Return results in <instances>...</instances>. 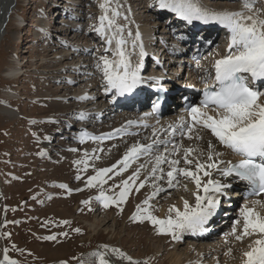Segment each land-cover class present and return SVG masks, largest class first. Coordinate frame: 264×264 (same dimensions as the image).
Returning a JSON list of instances; mask_svg holds the SVG:
<instances>
[{
    "label": "rangeland",
    "instance_id": "obj_1",
    "mask_svg": "<svg viewBox=\"0 0 264 264\" xmlns=\"http://www.w3.org/2000/svg\"><path fill=\"white\" fill-rule=\"evenodd\" d=\"M126 1H129V7L136 10V16L141 15L140 19L146 20L145 23L148 24L152 14L145 7L152 0ZM76 2L78 9L73 15L75 17L65 23L56 15L52 16L56 25L49 31L50 43L36 42L33 26L38 20H41V24L45 20H42L44 14L39 12L40 4L37 0H14L15 6L5 27V36L0 45V111L2 108H9L15 115L7 118L0 112V261H3L7 249V256L16 264H80L81 260L98 264L97 259L90 257V254L105 252L104 246H107L109 251L106 252V258L110 264L111 257L122 259L117 253L111 252V249H119L140 264L145 260L149 261V264H172L171 253L176 251L175 249L178 250L177 253L184 252L185 248L192 244L184 239V233L178 234L182 236H179L178 242V239H173L171 235L160 234L159 225H153L147 219L142 222L132 219L137 213L136 206L132 211L128 210L132 189L123 203L110 202L109 207L105 208L97 197L103 190L106 196L118 200L122 188L121 172L119 176L112 172L101 178L106 182L94 181L95 186L89 187L87 181L90 177L97 176L99 161L95 158L93 161L83 162L80 161L81 157L76 160L73 157L76 154L69 153L70 149L80 152L76 142L80 135L77 134L83 128L92 130L94 125L90 126L88 123L86 127L83 126V122L76 121L80 120V114H75L73 119L65 118L67 120L59 121L62 126L57 129L56 123L53 122L55 114L48 112L62 107L53 104L61 96L58 93L65 81L63 73L69 72L58 73L57 65H44V61L53 60L55 53L46 56L43 52L52 47L54 52L60 54L63 49L59 47L66 43L61 42L60 36L71 43L72 36L65 39L63 35L68 32V24L70 28L79 30L76 32L77 29L69 28L70 32L73 31L74 35L79 36L81 42H93V56H96V51L102 49L95 41L98 39L95 25L100 20L95 1ZM251 2L255 7L256 0ZM206 5L242 9V0ZM259 7L257 5L258 11ZM47 12L50 13V10L47 9L45 13ZM20 18L23 21L21 27H18L17 20ZM23 24H26L24 28ZM83 48L78 49L84 50ZM17 63L19 69L21 68L20 74L17 78L8 79L6 72L15 68ZM51 76L52 78H49ZM78 79L80 80L77 76L73 84L77 83ZM77 84L73 89H78ZM97 103L102 104L99 100ZM118 116L121 117V114H116L113 118ZM101 125L112 128L115 123L111 118L109 123ZM96 133L100 134L97 131ZM188 146L182 145L176 150L171 149L169 145L165 148L175 154L179 148L188 150ZM165 153L166 151L163 153V150L157 149L155 153H150L149 159L158 155L163 157ZM163 164L159 168L163 169L165 177L171 166L167 162ZM156 175L160 176L162 173L157 171ZM147 180L150 190L156 186L163 189L168 186L167 180H156L152 173ZM170 194H174V191ZM163 199L159 204H149V212L159 220L162 205L167 208L166 216L175 215L169 212V208L174 206L173 198L164 196ZM85 201L88 203H84ZM138 206L148 207L144 203ZM104 219L105 222L96 225V220L98 224ZM221 235L222 233L218 238ZM50 236H55L56 239H46ZM213 256L207 257L205 261H210ZM122 260L128 264L127 260Z\"/></svg>",
    "mask_w": 264,
    "mask_h": 264
},
{
    "label": "snow or ice",
    "instance_id": "obj_2",
    "mask_svg": "<svg viewBox=\"0 0 264 264\" xmlns=\"http://www.w3.org/2000/svg\"><path fill=\"white\" fill-rule=\"evenodd\" d=\"M111 3L112 0H104V3L100 5L104 15L100 17V27L96 28V31L106 39L109 46L112 45L113 40L116 41V50L113 53L116 59L109 60L106 56H101V63L97 64V68L102 71L106 80V92L114 90L115 95H130L141 83L140 70L146 53L143 44H140V61L133 67L130 56L125 52L127 41L123 38V27L116 23V18L120 16V13L117 9L111 8ZM158 3L161 9L174 13L179 19L189 24L199 21L223 27L229 33L230 40L228 54L224 58L216 60L214 64L215 81L218 86L210 90L206 89L205 99L201 101V106L214 112L215 116L208 115L207 112L201 110V107L197 106H192L189 111L194 124H199L203 129L210 130L220 144L239 157L238 162L219 161L217 158L221 154L217 152L214 157L211 141L208 142L209 151L206 162L197 161L195 171L186 168L178 169L176 165L180 164L179 160L165 161L164 157L156 156L152 176L156 180L163 179V169H160L159 165L165 162L169 163L171 170L166 173L168 186L174 187V181L179 183L178 175L193 180L196 186L195 206H190L189 202L184 200L183 211L173 206L169 208V212L174 213V216L169 215L166 220L157 219L149 212V207H151L149 200L159 195L164 189L156 186L152 195L143 202L148 207L137 206V213L132 217V219H139L141 222L147 219L153 225L160 226L158 229L160 234H168L173 239H178V234L183 231H190L193 234L206 231L204 225L216 214L220 204L219 198L227 195L225 190L232 186V182L222 183L211 179L209 169L219 171L225 178L234 177L245 182L250 196L264 194V100L261 99L264 97V91L251 86L252 82L264 83V18H262L261 11L254 9L251 0H242V10L235 12L209 11L201 7L198 0H158ZM108 32L112 34L108 36ZM128 35L131 36V32ZM135 39H140L138 32ZM132 47L135 48L136 44L133 43ZM179 127L182 133L184 129L188 132L192 131V126L183 122ZM170 128L173 133L177 130L174 126H170ZM197 138L202 139V137ZM149 150L150 146H134L125 155L121 171L126 170L131 158H138L139 155ZM191 152L192 149L185 151V164L192 163L187 159ZM221 163L225 164V167L220 168ZM112 171L111 168L101 169L97 176L89 178L88 186H95L94 181L106 182L101 178ZM157 171L162 175L157 176ZM201 172L203 176L209 177L204 183L198 174ZM138 176V172L134 173L133 177H129V180L135 184V179ZM144 186V182H142L136 191L138 192ZM61 187L64 186L61 185ZM184 189L187 191L186 185ZM130 190L131 186L126 180L123 181L118 200H112L111 197L105 195L103 190L100 191L97 199L107 208L110 202L123 203ZM252 204L264 207V202L259 200L252 201ZM241 216L243 224L239 234H237L236 225L240 224V221L236 220L233 223L231 234L235 240L242 242L245 237L256 236V239L249 245L250 250L243 253L245 257L243 264H264V215L256 211L255 207L245 205L241 208ZM46 239L54 240L56 237L50 236ZM104 247L105 252L97 251L90 254V257L97 259L98 264H110L109 259L106 258V252L109 249L107 246ZM110 251L127 260L128 264H140L119 249ZM0 264H16L7 256V249H5L4 259L0 261ZM80 264H91V262L81 260ZM143 264H149V261L145 260Z\"/></svg>",
    "mask_w": 264,
    "mask_h": 264
},
{
    "label": "bare ground",
    "instance_id": "obj_3",
    "mask_svg": "<svg viewBox=\"0 0 264 264\" xmlns=\"http://www.w3.org/2000/svg\"><path fill=\"white\" fill-rule=\"evenodd\" d=\"M27 1V0H25ZM67 0H65L66 2ZM77 0H71L70 5H77ZM96 3V9L100 15H104L103 10L101 9L100 5L104 3V0H94ZM202 1V0H201ZM60 3H64L59 0ZM129 1L126 0H112L111 8L117 9L120 13V16L116 18V23L123 27V38L127 41V44L125 45V52L130 56L131 63L133 67L138 63L139 58V52L140 47L139 45L142 44V31L144 29H147L148 24L145 23L144 20L140 19L141 15L136 16L137 12L133 7L131 6ZM224 3V1H213L211 3ZM233 3V0H228L226 3ZM256 6L254 7L255 10H258L257 5L260 6L259 9L264 15V0H256V3H254ZM14 0H0V45L1 42L5 36V27L9 23V16L11 14V11L14 9ZM212 7L211 10H214L216 12H235L242 10L241 8H224V7ZM147 10V7H145ZM139 11V9L137 10ZM111 15V13H109ZM127 17V19H125ZM264 18V17H262ZM23 19L17 20L18 27H21ZM176 25H180V22L175 19ZM153 24V22H151ZM97 27V26H96ZM98 28V27H97ZM72 29V28H70ZM77 29V28H76ZM74 30V29H72ZM152 31H158L156 27H152ZM71 31V30H70ZM79 30L77 29L76 32ZM65 32V31H64ZM131 32V36L128 35V33ZM139 33L140 39L136 40V34ZM68 33V32H67ZM67 33H63V35L66 37L65 39H69L70 36H72L71 43H74L72 49H67L63 47L64 49L60 54H57L54 52V49H46L44 54L51 55L54 54L53 60L49 59L48 61H44V65H48L49 67H52L54 65L58 66V73H63L65 71L69 72L71 74L70 83L63 82L62 86H60L59 95L60 97H56L57 100H55L53 105H62V107L56 111L49 110V113H53V122L56 123L57 129L59 126H62L59 121L61 120H67L65 118L73 119L74 115L77 114L79 111H90V116L86 118V123L84 122V125L87 123H93L94 122V128L97 132L100 134H96L92 137V139L89 140V137L91 135H94L95 132H89L86 131L85 134H83L81 139L77 140V148L80 150L78 153L77 150H69V153H73L76 155H73V157L78 158L81 157L80 161H93L95 158L99 161L100 166L98 167V171L101 169H113L112 172H121V185L123 187V181L128 180L129 185L131 186V195L128 200V210L129 212L132 211L134 206H138L143 204V202L148 199L152 195V193L155 191V189H151L148 185L147 178L152 173V168L156 164V157L150 158V153H155L158 148H161L165 146L168 142L175 143V141L183 138L189 139L191 144L188 146L189 149H192V152L190 155H188L187 159L191 160V164H185V149L179 150L175 154L170 150H163L166 151V153L163 155L165 158V161H171V160H179L180 164L176 165V167L179 168H186L191 171L196 170V162L199 161L201 163L206 162V157L208 154V142L211 141L213 145V155L215 157V153H220L221 155L217 158L219 161H236L237 158L230 152L229 149L224 147L222 144L219 143V141L211 134L210 130L203 129L199 124L192 125V131L188 132L186 129H184L183 133L180 130L179 123L176 124L175 118L171 117V120L168 118H165L161 120L160 122H153L154 124H151V128H147L142 125V121L139 118H135L134 112L126 111L122 112L121 117L113 118L114 115L118 114L117 111H115V114H112L111 109L107 107V105L102 100L104 99L103 93L101 92L100 85L101 82L98 81L97 76L101 74V70L97 69L96 66L98 63H101L100 57L106 56L109 58L110 56V46H105V39L102 37V41L100 42L99 46L101 45L103 48L100 50L99 53H97L96 56H93V53H89V55L86 56V59L82 64L85 66L80 65V62L77 61V58L80 59V55H82V52H79L78 48L83 46H88L89 42L86 40L84 43L80 41V38L78 35H74L75 32H71L69 35ZM159 33L161 34V30H159ZM112 33L108 32L107 35L110 36ZM157 34V33H156ZM38 36V33L36 37ZM168 41H174V37L170 34H166ZM88 42V43H87ZM133 43L136 44V47L133 48ZM112 45L115 47L116 50V41L113 40ZM111 45V46H112ZM59 48H62L60 46ZM95 48V47H94ZM107 49V51H106ZM115 50H112L111 54L115 52ZM228 49H224V52ZM78 51V52H77ZM94 49H92L91 52H93ZM76 54V55H74ZM157 54L156 56H158ZM45 56V57H46ZM214 58V57H213ZM113 60L116 58H112ZM44 60V59H42ZM97 60V62H96ZM70 62V63H69ZM65 63V64H64ZM43 65V64H42ZM86 69V72L83 73L82 70ZM94 70L93 72L90 70ZM21 72V68L19 69V64L17 63L15 68L8 69L6 72V77L8 79H14L17 78L18 75ZM52 73V72H51ZM88 73V75L86 74ZM49 74V72H48ZM198 72L191 75L193 78H197ZM78 77L80 80H77V86L78 89H73L76 85L73 84L75 79ZM89 75H92L90 78ZM17 76V77H16ZM49 78H52L49 77ZM91 80V81H90ZM90 81L89 84H87ZM52 82V81H50ZM87 84L85 86H81L80 84ZM73 84V85H72ZM162 84V83H161ZM164 84V83H163ZM165 88L168 87L164 86ZM59 88V87H58ZM103 91V90H102ZM93 92L94 94L90 93ZM262 100H264V97H261ZM101 101L102 104H98L97 101ZM59 102V103H58ZM52 105V106H53ZM1 114L5 115V117H13L14 111L11 109L2 108ZM117 112V113H116ZM208 115L215 116V113H210L208 111ZM50 114V115H51ZM139 115V114H138ZM112 116V117H111ZM114 120L115 126L112 128L104 127L101 124L102 123H109V121ZM75 120V119H74ZM131 122V123H130ZM180 122V121H179ZM111 125H113L112 122H110ZM92 125V124H91ZM188 125V124H187ZM170 126H174L177 128L176 132H172V128ZM75 129V128H74ZM96 136H99L96 137ZM191 137V138H189ZM197 137H202V139H198ZM62 142V141H60ZM136 145H145L150 146V150L139 155L138 158L143 157L142 159L138 158H131L128 162V168L126 170L121 171L123 168V163L125 155L129 152L130 149H132ZM80 147V148H79ZM188 147L186 149H188ZM92 149V150H91ZM78 153V154H77ZM162 156V155H158ZM96 161V160H95ZM142 161V162H141ZM163 164V163H162ZM161 165V164H160ZM159 165V166H160ZM166 165V164H163ZM220 168L225 167V164L221 163L219 165ZM171 170V169H170ZM169 170V171H170ZM211 172V179L218 180L222 183H229L232 182V185L237 186L238 181L234 177H227L221 175V173L215 169H209ZM109 172L108 174L112 173ZM139 173L138 178L135 179V184L132 183L131 180H129V177H133L134 173ZM107 174V175H108ZM114 174V175H115ZM201 177L202 183L206 182L209 177L203 176V173H198ZM106 175V176H107ZM117 175V174H116ZM118 175V176H119ZM104 177V176H103ZM109 178V177H108ZM106 179V178H105ZM165 180H167V177H164ZM177 179L179 183L177 184L176 181H174V187L167 186L163 191L160 192L159 195L155 196L153 199L149 200V204L152 202H156V204L161 203L164 199V196H170L174 200V206L178 208L179 210L183 211V201L187 200L189 202L190 206H195V195L196 192V186L195 182L191 180L190 178H185L182 175H178ZM144 182V187L140 188L139 191H136V188L139 187V185ZM187 186V191H185L184 186ZM171 191H174V194H170ZM201 194H203L201 192ZM235 194H232V197ZM238 195V194H237ZM259 201L264 202V197H261L260 199H256ZM252 201L250 200L242 205L244 207L247 205L248 207H255L256 211L260 212L262 215H264V207L261 205H253ZM173 207V206H171ZM241 207V208H242ZM241 208L238 209V211H235L230 213V216H233L236 218L234 221L239 220L240 224L236 225L237 227V234L240 233L242 230V224H243V218L241 216ZM167 208L162 205L160 207V218L161 220L167 219L169 216L165 214V210ZM166 216V217H165ZM98 220V219H97ZM96 225H101L103 222H105L106 219L101 220L100 223ZM229 221L227 226H223L221 228L222 236L221 238L216 239V236L209 237L208 240L205 242H200L198 244H190L185 248L184 252L177 253L176 251L171 253V257L173 259L172 264H189L192 262V264H243V261L245 257L243 256V253L250 250L249 245L252 243L254 239H256V236L252 237H245L244 240L236 241L232 233L233 223ZM94 223V224H95ZM92 225V227L96 226ZM232 226L229 228V226ZM225 227V228H224ZM188 232L190 231H183L184 235H189ZM188 236H186L187 238ZM217 241V242H216ZM212 242V243H210ZM191 243V242H190ZM211 255H214L213 258L210 261H205V259H208L207 257H210ZM112 264H126L125 261L122 259L110 258ZM191 264V263H190Z\"/></svg>",
    "mask_w": 264,
    "mask_h": 264
}]
</instances>
